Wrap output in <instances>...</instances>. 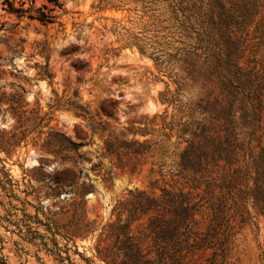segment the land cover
Wrapping results in <instances>:
<instances>
[{
    "label": "rangeland",
    "instance_id": "374dc122",
    "mask_svg": "<svg viewBox=\"0 0 264 264\" xmlns=\"http://www.w3.org/2000/svg\"><path fill=\"white\" fill-rule=\"evenodd\" d=\"M9 1L32 11L18 16L0 0V264H107L97 256L98 235L115 219V202L148 183L149 164L139 174L117 168L105 141L142 138L167 106V85L176 93L170 116L207 123L217 89L192 81L187 61L199 53L205 65L209 42L218 49L223 41L243 70L264 74V0H172L171 8L61 0L51 23L29 16L46 0ZM235 118L247 135L240 111ZM57 132L83 144L69 163L39 166ZM249 210L225 264H264V217ZM80 221L88 224L81 231Z\"/></svg>",
    "mask_w": 264,
    "mask_h": 264
},
{
    "label": "trees",
    "instance_id": "16d2710c",
    "mask_svg": "<svg viewBox=\"0 0 264 264\" xmlns=\"http://www.w3.org/2000/svg\"><path fill=\"white\" fill-rule=\"evenodd\" d=\"M5 1L7 10L18 16L32 11V7H15ZM155 1L172 7V0ZM46 2L29 16L42 23L53 22V12L62 2ZM218 44L214 49L207 43L211 53L205 65H198L199 53L187 61V76L192 81L200 82L203 91L204 86H212V93L217 89L212 99L208 95L207 123L192 113L170 116L167 108L175 103L176 93L167 85L160 92L167 106L163 113L153 115L150 126L140 130L142 138L105 141L117 168L139 174L149 164L148 183L129 189L115 202V219L98 235L97 256L107 264H204V260L225 264L237 228L251 214L249 204L264 217V74L243 70L234 52L223 41ZM199 102L204 112V95ZM237 111L249 125L247 135L237 131ZM174 134L176 141H172ZM82 144L50 133L39 166L50 160L69 163ZM86 226L80 221L78 227L81 231Z\"/></svg>",
    "mask_w": 264,
    "mask_h": 264
},
{
    "label": "water",
    "instance_id": "95a60500",
    "mask_svg": "<svg viewBox=\"0 0 264 264\" xmlns=\"http://www.w3.org/2000/svg\"><path fill=\"white\" fill-rule=\"evenodd\" d=\"M49 167H51V166H49Z\"/></svg>",
    "mask_w": 264,
    "mask_h": 264
}]
</instances>
